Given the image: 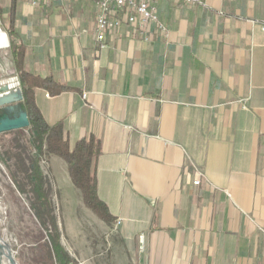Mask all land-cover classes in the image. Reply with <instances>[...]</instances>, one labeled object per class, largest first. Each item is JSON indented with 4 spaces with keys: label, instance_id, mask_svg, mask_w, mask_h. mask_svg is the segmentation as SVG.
I'll return each mask as SVG.
<instances>
[{
    "label": "crops",
    "instance_id": "crops-1",
    "mask_svg": "<svg viewBox=\"0 0 264 264\" xmlns=\"http://www.w3.org/2000/svg\"><path fill=\"white\" fill-rule=\"evenodd\" d=\"M12 1L23 70L67 88L34 89L45 122L101 144L116 264H264V0H158L165 32L126 25L101 51L94 0Z\"/></svg>",
    "mask_w": 264,
    "mask_h": 264
},
{
    "label": "rangeland",
    "instance_id": "rangeland-1",
    "mask_svg": "<svg viewBox=\"0 0 264 264\" xmlns=\"http://www.w3.org/2000/svg\"><path fill=\"white\" fill-rule=\"evenodd\" d=\"M7 39L9 43L8 36ZM0 51L7 53L3 56L0 52L2 82L16 77V73L9 45ZM7 63L11 64L10 68ZM27 129L0 134V238L9 245L18 264H44L47 237L30 210L32 196L25 172L36 155ZM39 166L54 207L61 244L71 259L76 264H116L114 228L108 229L84 206L80 192L69 180L64 162L42 156ZM13 180L20 184L25 194L17 191Z\"/></svg>",
    "mask_w": 264,
    "mask_h": 264
},
{
    "label": "trees",
    "instance_id": "trees-1",
    "mask_svg": "<svg viewBox=\"0 0 264 264\" xmlns=\"http://www.w3.org/2000/svg\"><path fill=\"white\" fill-rule=\"evenodd\" d=\"M12 1V9L15 2ZM1 20V17H0ZM2 22V21H1ZM9 50L18 76L23 95L21 110L27 115L30 135L35 156L30 166L25 169L30 183L32 201L30 210L47 237L46 259L44 264H76L61 244V232L54 207L46 192V181L40 170L42 156L56 157L67 166V173L73 186L80 192L84 206L101 222L110 226L114 222L108 207L98 197L97 160L101 155V144L94 138L82 139L70 147L69 137L63 123L48 125L42 117L34 100L35 88L50 89L55 94L65 92V86L54 84L51 79L40 78L23 70L24 50L11 39L12 31L8 29ZM20 194H25L17 181H12Z\"/></svg>",
    "mask_w": 264,
    "mask_h": 264
},
{
    "label": "built area",
    "instance_id": "built-area-1",
    "mask_svg": "<svg viewBox=\"0 0 264 264\" xmlns=\"http://www.w3.org/2000/svg\"><path fill=\"white\" fill-rule=\"evenodd\" d=\"M67 0H28L32 8L44 7L51 4H62ZM158 0H94L96 8L95 16V40L98 51L108 48L106 39L109 34L119 31L124 26L132 27L137 35L144 41H149L148 29L155 24L157 30L165 32V27L156 16V4ZM183 2L190 6H201L200 0H173ZM264 34V25L261 26ZM1 115L17 113L21 110L20 104L0 108ZM119 224V222H117Z\"/></svg>",
    "mask_w": 264,
    "mask_h": 264
},
{
    "label": "water",
    "instance_id": "water-1",
    "mask_svg": "<svg viewBox=\"0 0 264 264\" xmlns=\"http://www.w3.org/2000/svg\"><path fill=\"white\" fill-rule=\"evenodd\" d=\"M12 81V86L7 84L0 85V108L23 102V95L18 77H14ZM27 128H29V121L26 113L22 110L17 113L9 112L0 116V134ZM6 246V254L10 264H18L10 247L6 248Z\"/></svg>",
    "mask_w": 264,
    "mask_h": 264
},
{
    "label": "bare ground",
    "instance_id": "bare-ground-1",
    "mask_svg": "<svg viewBox=\"0 0 264 264\" xmlns=\"http://www.w3.org/2000/svg\"><path fill=\"white\" fill-rule=\"evenodd\" d=\"M8 45H9V43H8L7 36L0 29V49L8 48ZM12 79L13 78H10V79L6 80L5 82H0V85L7 84L9 86H12V82H13ZM5 246H6V248L9 247V245L4 240H2L0 238V262L4 263V264H10L9 258L6 254Z\"/></svg>",
    "mask_w": 264,
    "mask_h": 264
}]
</instances>
